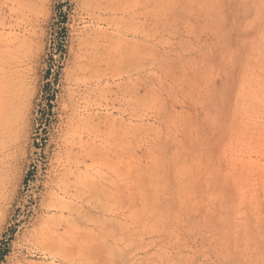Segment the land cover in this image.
Instances as JSON below:
<instances>
[{"label": "rangeland", "instance_id": "obj_1", "mask_svg": "<svg viewBox=\"0 0 264 264\" xmlns=\"http://www.w3.org/2000/svg\"><path fill=\"white\" fill-rule=\"evenodd\" d=\"M0 264H264V0H0Z\"/></svg>", "mask_w": 264, "mask_h": 264}]
</instances>
